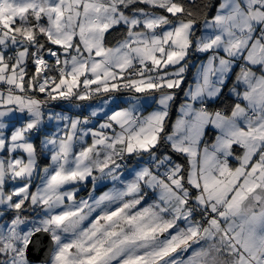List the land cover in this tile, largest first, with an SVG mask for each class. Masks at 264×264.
Instances as JSON below:
<instances>
[{"label": "snow or ice", "instance_id": "snow-or-ice-1", "mask_svg": "<svg viewBox=\"0 0 264 264\" xmlns=\"http://www.w3.org/2000/svg\"><path fill=\"white\" fill-rule=\"evenodd\" d=\"M0 264H264V0H0Z\"/></svg>", "mask_w": 264, "mask_h": 264}, {"label": "trees", "instance_id": "trees-1", "mask_svg": "<svg viewBox=\"0 0 264 264\" xmlns=\"http://www.w3.org/2000/svg\"><path fill=\"white\" fill-rule=\"evenodd\" d=\"M173 116H175V109L173 110ZM86 192H81L80 195H85Z\"/></svg>", "mask_w": 264, "mask_h": 264}, {"label": "crops", "instance_id": "crops-1", "mask_svg": "<svg viewBox=\"0 0 264 264\" xmlns=\"http://www.w3.org/2000/svg\"><path fill=\"white\" fill-rule=\"evenodd\" d=\"M189 77H191V71L189 72ZM173 118H175V116H173Z\"/></svg>", "mask_w": 264, "mask_h": 264}]
</instances>
